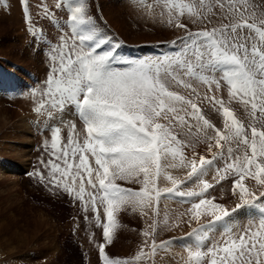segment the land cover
<instances>
[{"label": "snow or ice", "instance_id": "obj_1", "mask_svg": "<svg viewBox=\"0 0 264 264\" xmlns=\"http://www.w3.org/2000/svg\"><path fill=\"white\" fill-rule=\"evenodd\" d=\"M65 4L70 33L46 45L50 67L34 111L54 119L74 110L83 122L82 133L71 124L63 146L61 128L51 129L50 155L63 166H45L49 183L96 214L101 264H149L158 250L180 243L195 264H264V0H163L157 7H166L167 26L183 34L155 57L122 56L121 45L99 30L89 0H62L56 10ZM23 11L33 40L43 42L41 21L51 24L55 13L44 8L34 21L26 3ZM206 104L222 127L205 116ZM229 178L234 199L225 206L209 189ZM176 198L190 206L161 220V201ZM129 208L145 218L143 244L131 258H110L114 214ZM246 208L258 218L242 228L231 223ZM184 225L190 231L183 236L157 242L161 227Z\"/></svg>", "mask_w": 264, "mask_h": 264}, {"label": "rangeland", "instance_id": "obj_2", "mask_svg": "<svg viewBox=\"0 0 264 264\" xmlns=\"http://www.w3.org/2000/svg\"><path fill=\"white\" fill-rule=\"evenodd\" d=\"M0 2V11H5L8 4L11 5L10 0ZM182 2L191 3L192 0ZM25 3L34 21L38 19V11L42 13L44 8L56 15L53 20L55 23L52 21L50 26L47 25L48 21H41L45 33L43 42L33 40L32 34L26 31L31 35H26L27 42L21 43L20 29L25 33L26 26L28 27L23 20ZM57 3H62V0H17L20 14L23 15L21 28L17 21L0 14V264H101L98 245L104 242L103 230L102 227H97L96 214L85 212L79 200L73 199L62 189H57L49 183L47 177L50 169L45 166L49 160L63 166L60 160L50 155L51 129L61 128L60 145L63 146L67 143L71 124L75 123L77 132L80 133L83 131V125L74 118L72 111V115L68 114L70 117L67 119H63V115H59L60 119L57 116L49 119L46 113L38 114L34 111L41 101L39 92L45 87L44 82L50 67L46 45H58L59 37L68 33L65 15L70 13L66 4L61 10H56ZM68 3L75 4L76 0H68ZM89 3L91 15L99 25V30L113 43L121 45L118 51L124 57L135 51H146L145 48L165 49L183 34L182 31L167 26L166 7L163 11L161 7V11L157 9L158 4L163 5V0H89ZM108 11L110 14H107ZM114 20L120 25L124 21L125 25L129 26H119L118 29L122 30L119 31L115 28ZM192 27L195 30V26ZM35 72L40 73L39 80L34 78ZM199 87L203 94L201 88L204 87ZM33 91H36L37 95H33ZM234 105L235 103L232 104ZM235 109L239 112L237 115H242L246 120L244 111ZM21 112L26 113L28 120L21 117ZM210 112L208 113L212 119H216V122L219 119L217 124L222 127L219 114ZM28 125H32L33 134ZM46 141L49 145L47 148ZM37 172L45 177L43 182L35 175ZM173 175H183V171L175 169ZM207 179L211 182V175ZM118 183L134 191L140 188L138 184L124 181ZM209 194L216 197L217 202L228 206L234 199L231 196V178L216 184L215 190L209 189ZM189 206L186 203L181 204L179 198L162 200L160 218L162 220L167 211L174 220ZM114 215L117 227L112 232V243L105 245L106 252L113 259L131 258L143 244L145 218H142L138 211L133 212L131 208L127 211L121 209ZM251 217L258 218V213L246 208L234 214L231 223L242 228ZM103 222L101 209V224ZM188 231L190 229L187 225L174 232L161 227L157 242L171 237L179 238ZM193 250L197 249L193 247ZM149 264L195 262L188 261L187 249L180 243L165 250H158Z\"/></svg>", "mask_w": 264, "mask_h": 264}, {"label": "bare ground", "instance_id": "obj_3", "mask_svg": "<svg viewBox=\"0 0 264 264\" xmlns=\"http://www.w3.org/2000/svg\"><path fill=\"white\" fill-rule=\"evenodd\" d=\"M11 1V5H9L8 4V7L5 9V11L3 10V11H0V14H1V16H8V17H10V18H12L13 20H15V21H17L18 22V26L20 27H23V25H22V16L23 15H21L20 13V11H19V7H18V5H17V0H10ZM19 1V0H18ZM1 3V2H0ZM106 3V2H105ZM3 4H4V2H3ZM3 4H1V5H3ZM20 4V3H19ZM20 6V5H19ZM4 7V6H3ZM157 9L158 10H160L159 9V7H157ZM20 10H21V7H20ZM163 10H165L164 8H163ZM130 11H133V10H130ZM161 11V10H160ZM109 12V11H108ZM166 12H167V9H166ZM127 13H129V12H127ZM107 14H110V12L109 13H107ZM130 15V14H129ZM125 18H123V20H124ZM9 20V19H8ZM23 20H24V18H23ZM141 20V19H140ZM11 21V20H10ZM25 21V20H24ZM115 22H116V25H115V28H117L118 29V27L119 26H125V27H128L127 25H125V23H124V21L125 22H128V20H124L123 21V23L120 25L119 23H118V21H116V20H114ZM145 21H146V19H145ZM47 22V21H46ZM54 23H55V21H53ZM138 22H139V20H138ZM25 23V22H24ZM142 23V22H141ZM127 24V23H126ZM152 24V23H151ZM47 25L48 26H50L51 24H49V23H47ZM53 25V24H52ZM130 25H132V24H130ZM148 25V24H147ZM154 25V24H153ZM16 26H17V24H16ZM141 26V25H140ZM157 26V25H156ZM20 27V28H21ZM29 27V26H28ZM28 27L26 26V28L28 29ZM25 28V27H24ZM153 28L155 29V30H157V28L155 27V26H153ZM17 29V28H16ZM25 30V33H24V30L21 28L20 30V39H21V43H26L27 42V38H26V35H31L30 33H26V31H28V30ZM18 30V32H19V29H17ZM119 31H122L121 29H118ZM158 31V30H157ZM157 33H160V32H157ZM122 35H123V32H122ZM121 35V36H122ZM153 37V36H152ZM29 41H30V38H29ZM28 41V42H29ZM30 43V42H29ZM32 43H34L33 41H32ZM32 45V44H31ZM30 45V46H31ZM34 46V45H33ZM46 48V47H45ZM164 49V48H163ZM162 49V50H163ZM203 87V86H202ZM200 88V87H199ZM203 91H205V88H201ZM204 107H208L207 108V110H208V112H210L212 109H211V107L209 106V105H204ZM233 109H235V108H233ZM212 112L213 111H211L210 113L212 114ZM239 113V112H238ZM237 112H236V114H238ZM214 114V113H213ZM63 115V119H67L68 117H70V116H68V114H66V113H63L62 114ZM240 115V114H239ZM29 116V119H30V115H28ZM241 116V115H240ZM60 117V116H59ZM243 117V116H242ZM28 120V119H27ZM65 121V120H64ZM23 141V140H22ZM24 142V141H23ZM28 145V144H27ZM24 147H26V145L24 144Z\"/></svg>", "mask_w": 264, "mask_h": 264}]
</instances>
